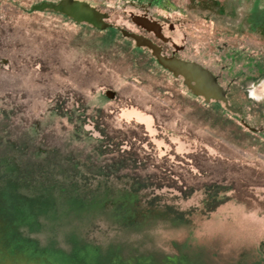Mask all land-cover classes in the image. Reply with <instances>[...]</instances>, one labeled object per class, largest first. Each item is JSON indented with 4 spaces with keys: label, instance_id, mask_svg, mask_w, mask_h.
<instances>
[{
    "label": "rangeland",
    "instance_id": "1",
    "mask_svg": "<svg viewBox=\"0 0 264 264\" xmlns=\"http://www.w3.org/2000/svg\"><path fill=\"white\" fill-rule=\"evenodd\" d=\"M59 1L0 0V264H264V0ZM145 11L242 115L122 34Z\"/></svg>",
    "mask_w": 264,
    "mask_h": 264
},
{
    "label": "water",
    "instance_id": "2",
    "mask_svg": "<svg viewBox=\"0 0 264 264\" xmlns=\"http://www.w3.org/2000/svg\"><path fill=\"white\" fill-rule=\"evenodd\" d=\"M32 10H52L73 19L76 23H86L100 30H105L111 26L107 21L109 19L108 13L101 12L90 3L82 0H61L58 3L42 2L33 5ZM132 19L138 26L153 31L157 36L159 35L157 24L146 16L136 15ZM122 34L132 38L138 47L149 48L158 63L175 77H182L185 85L194 95L204 97L207 102L211 100L221 101L230 111L241 112L240 109L229 103L227 90L219 82L218 77L201 63L187 61L176 56L163 55L161 48L143 35L125 29L122 30Z\"/></svg>",
    "mask_w": 264,
    "mask_h": 264
},
{
    "label": "flooded vegetation",
    "instance_id": "3",
    "mask_svg": "<svg viewBox=\"0 0 264 264\" xmlns=\"http://www.w3.org/2000/svg\"><path fill=\"white\" fill-rule=\"evenodd\" d=\"M136 15L146 16L152 22H155L157 24V26H158V32H159V35L157 36L153 31H149V30H147L145 28H142L141 26H138L136 24L137 28H138V32H139L137 34L143 35L144 37L150 39L158 47H160L161 50H162V54L163 55H166L168 57L176 56V57H178L180 59H184V60L190 61L189 59H185V58H182L180 56V53L185 50V46L183 44L182 45L178 44L175 41V39H174L175 38L174 36H175V34L177 32L176 25H175L174 22L170 21L167 18H164V16L161 15V14H158V16L150 15L147 11L143 12L142 14H133L132 17L136 16ZM216 76L218 77V80L220 82L219 76L218 75H216ZM224 88L227 90V96H228V99H229L230 98L229 97V90L226 87H224ZM251 98H253V97H251ZM238 109H240V111H241L238 114L242 115L244 113V110L242 108H238ZM244 124L249 126L245 122H244ZM251 129L254 130V131H257L255 128L251 127Z\"/></svg>",
    "mask_w": 264,
    "mask_h": 264
},
{
    "label": "trees",
    "instance_id": "4",
    "mask_svg": "<svg viewBox=\"0 0 264 264\" xmlns=\"http://www.w3.org/2000/svg\"><path fill=\"white\" fill-rule=\"evenodd\" d=\"M69 162V161H68Z\"/></svg>",
    "mask_w": 264,
    "mask_h": 264
}]
</instances>
